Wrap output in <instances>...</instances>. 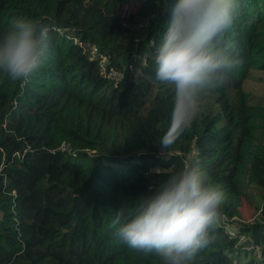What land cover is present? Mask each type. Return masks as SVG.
I'll list each match as a JSON object with an SVG mask.
<instances>
[{
  "label": "trees",
  "instance_id": "16d2710c",
  "mask_svg": "<svg viewBox=\"0 0 264 264\" xmlns=\"http://www.w3.org/2000/svg\"><path fill=\"white\" fill-rule=\"evenodd\" d=\"M166 3L0 0V35L24 17L52 38L28 83L0 75V264H163L109 225L167 178L159 170L193 162L226 193L213 242L193 264H264V105L244 90L251 69L264 72V0H238L227 40L241 64L202 97L167 156L159 140L174 91L155 81L153 63ZM129 4L138 10L121 16ZM246 197L253 223L238 221Z\"/></svg>",
  "mask_w": 264,
  "mask_h": 264
},
{
  "label": "clouds",
  "instance_id": "9594fccd",
  "mask_svg": "<svg viewBox=\"0 0 264 264\" xmlns=\"http://www.w3.org/2000/svg\"><path fill=\"white\" fill-rule=\"evenodd\" d=\"M162 43L153 57L155 81L174 91L170 124L159 140L167 156L192 123L200 101L241 64L227 40L239 16L238 0H171ZM49 28L15 18L0 35V75L24 85L45 64ZM136 75V73H135ZM165 180L149 186L131 207L115 212L109 228L130 249L158 255L163 264H193L213 242L226 193L196 163L179 171L159 170Z\"/></svg>",
  "mask_w": 264,
  "mask_h": 264
},
{
  "label": "rangeland",
  "instance_id": "374dc122",
  "mask_svg": "<svg viewBox=\"0 0 264 264\" xmlns=\"http://www.w3.org/2000/svg\"><path fill=\"white\" fill-rule=\"evenodd\" d=\"M138 10V4H129L120 12L121 16H128ZM244 90L251 94L254 102L257 105H264V72L257 69H251L250 75L244 84ZM260 198L257 202H260ZM256 202L253 198L246 197L242 201L240 208L242 217L238 221L242 223H253L259 220V213L256 210Z\"/></svg>",
  "mask_w": 264,
  "mask_h": 264
},
{
  "label": "built area",
  "instance_id": "2783aa9c",
  "mask_svg": "<svg viewBox=\"0 0 264 264\" xmlns=\"http://www.w3.org/2000/svg\"><path fill=\"white\" fill-rule=\"evenodd\" d=\"M222 218H223V220H224V223H226V222L228 221L225 217H222ZM228 230H229L230 233H233L232 230H230V229H228Z\"/></svg>",
  "mask_w": 264,
  "mask_h": 264
}]
</instances>
